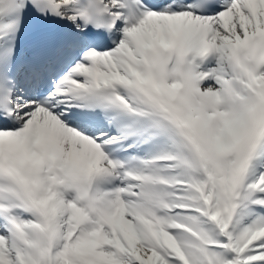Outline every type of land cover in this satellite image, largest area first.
I'll return each instance as SVG.
<instances>
[{
	"label": "snow or ice",
	"instance_id": "obj_1",
	"mask_svg": "<svg viewBox=\"0 0 264 264\" xmlns=\"http://www.w3.org/2000/svg\"><path fill=\"white\" fill-rule=\"evenodd\" d=\"M0 264H264V0H0Z\"/></svg>",
	"mask_w": 264,
	"mask_h": 264
}]
</instances>
